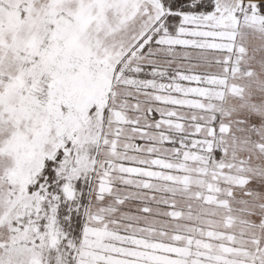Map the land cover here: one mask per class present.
<instances>
[{"label":"snow or ice","instance_id":"obj_1","mask_svg":"<svg viewBox=\"0 0 264 264\" xmlns=\"http://www.w3.org/2000/svg\"><path fill=\"white\" fill-rule=\"evenodd\" d=\"M0 264H264V0H0Z\"/></svg>","mask_w":264,"mask_h":264}]
</instances>
